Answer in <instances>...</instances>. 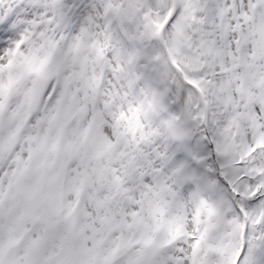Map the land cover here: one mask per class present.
Instances as JSON below:
<instances>
[{
	"label": "snow or ice",
	"instance_id": "obj_1",
	"mask_svg": "<svg viewBox=\"0 0 264 264\" xmlns=\"http://www.w3.org/2000/svg\"><path fill=\"white\" fill-rule=\"evenodd\" d=\"M0 264H264V0H0Z\"/></svg>",
	"mask_w": 264,
	"mask_h": 264
}]
</instances>
